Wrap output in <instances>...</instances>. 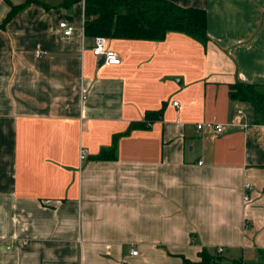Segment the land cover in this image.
<instances>
[{"label":"crops","instance_id":"1","mask_svg":"<svg viewBox=\"0 0 264 264\" xmlns=\"http://www.w3.org/2000/svg\"><path fill=\"white\" fill-rule=\"evenodd\" d=\"M7 1L25 0H0V264L260 262L264 127L231 86L264 87V0H169L206 12L209 41L105 38L116 66L93 56L83 0L2 28Z\"/></svg>","mask_w":264,"mask_h":264},{"label":"trees","instance_id":"2","mask_svg":"<svg viewBox=\"0 0 264 264\" xmlns=\"http://www.w3.org/2000/svg\"><path fill=\"white\" fill-rule=\"evenodd\" d=\"M80 0H63L55 6L46 4L45 0H25L20 5L7 3L10 10L2 23V28L19 12L30 5L41 6L45 10L53 7L70 8ZM83 31L86 36H101L106 39L161 41L168 33H181L205 45L207 36L206 12L198 8H184L169 0H83ZM234 99L251 106L253 124L264 127V87L253 84L236 83L231 86ZM161 116V110L147 113L143 122L131 125L130 129H143ZM264 145V133H263ZM113 151L106 150L96 159L108 160ZM260 262L247 264H264V250ZM200 261L185 264H222V256L215 251L211 254L202 248ZM232 264H243L234 260Z\"/></svg>","mask_w":264,"mask_h":264},{"label":"built area","instance_id":"3","mask_svg":"<svg viewBox=\"0 0 264 264\" xmlns=\"http://www.w3.org/2000/svg\"><path fill=\"white\" fill-rule=\"evenodd\" d=\"M59 29L62 30L64 36H70L72 31H73V28L71 26L67 25L66 23H60ZM91 52H92L93 56H95V57H103L104 58V64L107 66H116V65H119L121 63L120 56L116 52L107 49L106 39L104 37H101V36L94 37ZM173 106L178 107V103L174 102ZM237 115H241V111H238ZM230 126H236V125L234 123H232L228 126L216 124V123H201V124H198L196 126V129L198 131H203V132L208 131L210 133H213L214 135H221ZM245 126L246 125H244L243 127H245ZM87 154H88L87 150L82 149L80 151V160L85 159ZM245 189L249 190L250 186L245 185ZM248 201H249V196L245 195L244 196V202L247 203ZM221 252H222V249L218 248L217 253L221 254ZM136 254H137L136 251H132V255H136Z\"/></svg>","mask_w":264,"mask_h":264},{"label":"water","instance_id":"4","mask_svg":"<svg viewBox=\"0 0 264 264\" xmlns=\"http://www.w3.org/2000/svg\"><path fill=\"white\" fill-rule=\"evenodd\" d=\"M99 63L103 64L104 63V58L103 57H98Z\"/></svg>","mask_w":264,"mask_h":264}]
</instances>
